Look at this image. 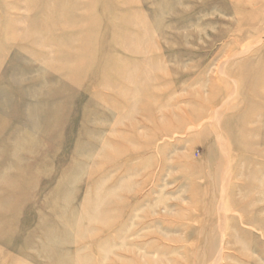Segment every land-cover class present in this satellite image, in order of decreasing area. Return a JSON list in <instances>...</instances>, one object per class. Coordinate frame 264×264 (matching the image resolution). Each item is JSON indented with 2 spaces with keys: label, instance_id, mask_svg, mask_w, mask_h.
<instances>
[{
  "label": "rangeland",
  "instance_id": "obj_1",
  "mask_svg": "<svg viewBox=\"0 0 264 264\" xmlns=\"http://www.w3.org/2000/svg\"><path fill=\"white\" fill-rule=\"evenodd\" d=\"M215 263L264 264V0H0V264Z\"/></svg>",
  "mask_w": 264,
  "mask_h": 264
},
{
  "label": "bare ground",
  "instance_id": "obj_2",
  "mask_svg": "<svg viewBox=\"0 0 264 264\" xmlns=\"http://www.w3.org/2000/svg\"><path fill=\"white\" fill-rule=\"evenodd\" d=\"M214 118H215V117H214ZM189 129H190V128H189ZM221 139H222V138H221ZM218 140H219V139H218ZM219 141H220V140H219ZM219 143H220V142H219ZM220 148H221V146H220ZM221 150H222V152H223V150H225L224 147H223V149L221 148ZM222 175H223V173H222ZM224 177H225V176H224ZM216 250H217V249H216ZM216 250H215V251H216ZM212 253H213V252H212ZM215 253H216V252H215ZM213 254H214V253H213ZM216 254H218V253H216ZM214 255H215V254H214ZM217 258H218V257H217ZM215 260H216V259H215ZM216 261H217V260H216ZM218 261H219V260H218ZM213 263H214V262H213ZM215 264H216V263H215Z\"/></svg>",
  "mask_w": 264,
  "mask_h": 264
}]
</instances>
